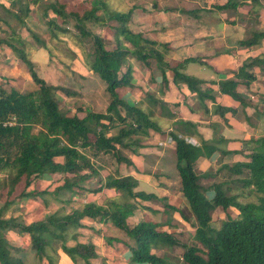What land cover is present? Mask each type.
Segmentation results:
<instances>
[{
	"label": "trees",
	"instance_id": "obj_1",
	"mask_svg": "<svg viewBox=\"0 0 264 264\" xmlns=\"http://www.w3.org/2000/svg\"><path fill=\"white\" fill-rule=\"evenodd\" d=\"M7 1L8 5L0 2V31L3 33L0 45L9 47L24 64L36 88L23 92L0 83V189H7L0 193L4 198L0 207V264H59V251L74 264H97L95 261L100 256L96 246L80 240L79 228L84 226L85 219L111 222L122 231L132 264H169L152 252V248L159 245L181 248L182 264H264V134L244 140V148L230 151L235 154L247 150L246 160L224 164L213 175L200 172L195 164L200 158H209L220 150L217 139L202 140L196 146L170 132L175 143L180 191L192 215L191 241H181L172 233L159 230V223L148 217L128 226L127 219L140 206V200H153L156 195L136 190L137 180L130 175H108L102 180L98 167L91 161V157L109 154L117 162H129L118 146L128 147L133 134L160 130L150 112L138 104L128 103L118 92L132 86L130 59L140 63L152 79L157 71L165 86L168 84L165 72L170 70L172 82L186 84L195 91L200 102L213 98L212 89L204 88V80L186 73L185 67L188 62L202 60L189 57L170 64L165 59L170 52L169 44L133 32L129 27L133 8L118 9L110 0H81L71 6V0ZM242 2L227 0L215 8L236 10ZM32 16L46 26L50 40H60V35H65L84 52L85 45L89 47L87 64L92 75L104 84L108 95L103 111L86 108L80 116L69 114L61 107L57 94L67 98L83 97L88 87L84 82L86 77L74 74L69 83L54 84L39 76L27 51L28 41L22 38L20 30L25 29L37 46L50 50L45 37L30 25ZM105 28L113 32L111 44L103 36ZM262 38L264 29L256 30L251 37L240 40L239 45L254 46ZM261 65H264V56L245 59L236 70L229 71L232 76L219 81L220 92L246 103L238 88L248 87L254 79L250 69ZM262 100L264 103V95ZM155 102L161 106L160 100ZM216 109L222 113L232 110L221 106ZM77 110L81 111L82 107L78 106ZM115 127H118L116 132L111 134L110 130ZM52 173L63 178L62 184L53 191L29 189L35 179ZM219 173L226 180L209 185L202 183V179ZM92 179L101 183L90 187L91 192L112 188L117 195L104 197L101 203L87 202L69 211L64 206L30 223H26L21 214L6 215L8 210H18L10 206L21 199L38 196L47 205L52 196L73 188L83 189ZM232 181L240 184V192H231ZM209 190L212 196L207 195ZM242 190H249L254 199L241 201ZM217 207L223 211L236 208L238 215H226L219 227H214L212 212ZM179 211L187 220L184 211ZM10 232L25 235L28 244L14 242ZM69 240H74L75 244L68 245ZM100 264L107 263L102 258Z\"/></svg>",
	"mask_w": 264,
	"mask_h": 264
},
{
	"label": "crops",
	"instance_id": "obj_2",
	"mask_svg": "<svg viewBox=\"0 0 264 264\" xmlns=\"http://www.w3.org/2000/svg\"><path fill=\"white\" fill-rule=\"evenodd\" d=\"M80 1L71 0L70 6ZM226 1L130 0L124 7L126 10L133 8L132 19L129 23L133 32H140L152 40L169 44L170 52L165 59L170 64L189 57L202 60L188 62L185 72L203 79V87L211 88L213 97L205 98L203 102H200L195 91L188 89L186 84L172 82V72L168 69L165 72L168 84L165 86L157 71L152 79L150 73L145 71L140 63L130 59L132 86L124 88L121 96L130 104L140 105L145 111L150 112L152 118L161 121L159 124L154 120L160 130L149 129L146 134H133L128 141L130 143L128 147L118 146L121 155L129 162H117L111 155L113 158L110 162L112 163L107 165L103 158L109 154L91 157V161L98 167L102 180L108 175H130L137 180L136 190L156 195L157 198L153 200H140V206L127 219L130 227L148 217L159 223V230L172 233L181 241L186 240L176 234L178 229H173V226L178 225L179 229L184 227L185 232H190V240L193 236L192 216L189 217L185 213L184 207L188 211L189 209L180 191L181 183L175 166V143L170 136L171 131L196 146L200 145L202 140L217 139L220 150L214 152L209 158H200L195 164L200 172H210L213 175L224 164L246 160L247 150L235 154L230 151L244 148V140L264 133V127H262L264 124L262 100L264 65L251 68L254 79L248 87L238 88L246 102L244 104L220 92L218 86L219 81L232 76L229 71L236 70L245 59L264 56V38L254 46L239 45L240 40L251 37L254 31L264 29V0H242V4L236 10L215 8L216 5H222ZM0 2L8 5L7 0H0ZM20 33L22 38L28 41L27 51L31 60L37 68H40L43 64L35 57L40 55L45 58L49 53L46 54L41 49L43 47L37 46L36 42L29 35L27 36L28 32L25 29L20 30ZM103 36L109 44L113 42V32L109 28L103 30ZM31 40L34 41L35 46ZM71 41L76 45L72 39ZM0 48L10 50L14 55L9 47L0 45ZM71 50L75 56L74 53H77L75 47ZM14 58H16L15 55ZM77 70L71 76H67V81L61 83L72 81L74 74L84 76L89 80L95 77L88 64L84 69ZM100 85L99 83L98 86L102 90ZM32 86L34 89L33 84ZM86 89L83 91V97L86 96ZM155 100H160L162 107ZM105 106L102 109H91L103 111ZM217 106L232 110L222 113L216 109ZM117 128H112L110 133H115ZM221 150L228 153L223 154ZM54 174L57 176L54 177L52 183L46 185L41 183ZM213 175L210 178H204L207 181L206 185L226 180L221 177L220 173ZM216 178L218 180H215ZM62 182L63 178L59 174H45L35 179L29 189L37 187L41 190L53 191ZM100 183L101 181L92 179L91 182L84 184L83 189L73 188L71 191H61L56 197L52 196L47 205L41 198L35 196L38 200L27 202L25 208L19 205L18 214H21L26 223H30L43 219L48 214L46 210L50 208L49 213L64 206L66 211H69L87 202L101 203L104 197L117 195V191L112 188H104L97 192L90 191V187H97ZM212 194L211 190L207 192L208 196ZM165 205L177 209L171 210ZM30 209L33 211L29 213L30 219L27 220L25 219L26 211ZM178 209L184 211L188 217L187 220L182 217ZM79 232L81 241H90L96 246L100 256L95 261L97 264L101 263L102 258L107 264H132L129 261L130 252L125 242L126 236L111 222L85 219L84 226L79 228ZM9 235L14 242L20 245L28 244L25 235L20 236L14 232H10ZM15 238H21V241ZM67 244L74 245L75 241L69 240ZM170 247L175 248L169 245H159V248H152V252L162 256L169 264H179L173 260L174 257L171 254H168ZM58 263L74 264L62 251H59Z\"/></svg>",
	"mask_w": 264,
	"mask_h": 264
},
{
	"label": "rangeland",
	"instance_id": "obj_3",
	"mask_svg": "<svg viewBox=\"0 0 264 264\" xmlns=\"http://www.w3.org/2000/svg\"><path fill=\"white\" fill-rule=\"evenodd\" d=\"M130 0H110L113 7H116L118 9L126 10L124 7L126 6V3H128ZM31 20L29 21L30 25L33 26V28L40 34V36L45 37V40L47 41L49 50H46L44 48H41L46 54H48L45 58H42L40 55L35 57L38 62L42 63L43 65L40 66V68L36 67L37 73L39 76H41L43 79H45L48 82L51 83H61L67 81L68 77L71 76L73 73L77 72L79 70L84 69L87 64V55L88 53V46L85 45V52L80 48L79 45H74L71 39L65 35H60V40H50L49 36L46 33V26L39 20H37L35 17H31ZM0 35H3L2 31H0ZM29 34H27L28 36ZM29 37V36H28ZM33 45L34 41L31 40ZM75 47L77 53H74L71 49ZM84 48V47H83ZM8 49V48H7ZM30 50V49H29ZM34 50V49H33ZM32 51V50H31ZM35 51V50H34ZM33 51V52H34ZM48 52V53H47ZM34 54V53H33ZM87 54V55H86ZM33 59V55H32ZM77 70V71H76ZM86 76V75H85ZM84 82L86 84H90V87H87L86 89V96L80 97V98H67L62 94H57L58 99L60 100V105L64 109L69 111V114L77 113L78 115L82 116L84 113V110L86 108H94V109H102L103 106L107 103V93L104 89V84L99 80L93 77V80L84 79ZM0 83L7 85L9 87H15L20 91H28L32 90L34 85V88L36 87V84L32 81L28 71L26 70L24 64L19 62L16 58H14V55L11 54L10 50H5V48H0ZM32 83V84H31ZM101 84V88L98 86V84ZM97 85V86H96ZM96 87V88H95ZM125 89H119L118 92L120 95L124 92ZM93 93V94H91ZM81 106L82 110H77V107ZM85 108V109H84ZM154 119V118H153ZM156 120V119H154ZM157 123L161 124V121L156 120ZM264 127V124L262 125ZM264 132V131H263ZM264 134V133H262ZM113 158L111 155H107V157L103 158V161L108 165L112 162H110V159ZM57 175H50L48 176V179L46 181H41L43 185L50 184L53 182L54 177ZM215 180H218L217 178ZM203 184H207V181L205 179H202ZM230 185L232 187L231 192L232 193H238L240 192V184L236 181L230 182ZM7 189L1 188L0 193L6 192ZM243 194L239 196V199L241 201H250L254 199L253 193H251L249 190H242ZM34 200H38V198H24L19 201H17L16 205L10 206V209H14L15 207L19 208L20 206H23L24 208L27 206V202H32ZM4 201V198L0 197V207L2 206ZM185 213L189 217H191L190 211H188L185 207ZM51 210L47 209L46 212L49 213ZM33 209L26 211L25 219H30L28 216L29 213H31ZM9 214H18V210H8L7 216ZM226 215L231 216H237L238 210L236 208H229L227 211H223L220 207H217L212 212V225L214 227H219L221 221L225 218ZM23 218V217H22ZM24 220V219H23ZM176 230V234L180 236L183 240L191 241L190 240V232H185L184 227L181 229L178 228V225L173 226V229ZM187 228V227H186ZM18 241H21V238H15ZM180 251L181 248L175 247L168 250V254H171L174 258L173 260L176 261V263L182 264V261L180 259Z\"/></svg>",
	"mask_w": 264,
	"mask_h": 264
},
{
	"label": "built area",
	"instance_id": "obj_4",
	"mask_svg": "<svg viewBox=\"0 0 264 264\" xmlns=\"http://www.w3.org/2000/svg\"><path fill=\"white\" fill-rule=\"evenodd\" d=\"M169 140H171V138H169ZM187 141V140H186Z\"/></svg>",
	"mask_w": 264,
	"mask_h": 264
}]
</instances>
